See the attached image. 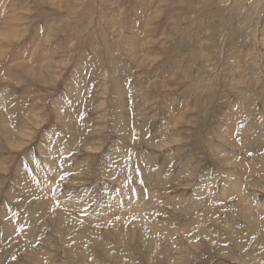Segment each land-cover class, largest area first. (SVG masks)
Returning a JSON list of instances; mask_svg holds the SVG:
<instances>
[{"label": "rangeland", "instance_id": "374dc122", "mask_svg": "<svg viewBox=\"0 0 264 264\" xmlns=\"http://www.w3.org/2000/svg\"><path fill=\"white\" fill-rule=\"evenodd\" d=\"M0 264H264V0H0Z\"/></svg>", "mask_w": 264, "mask_h": 264}, {"label": "snow or ice", "instance_id": "6c2138e0", "mask_svg": "<svg viewBox=\"0 0 264 264\" xmlns=\"http://www.w3.org/2000/svg\"><path fill=\"white\" fill-rule=\"evenodd\" d=\"M63 177H61V179H62Z\"/></svg>", "mask_w": 264, "mask_h": 264}]
</instances>
